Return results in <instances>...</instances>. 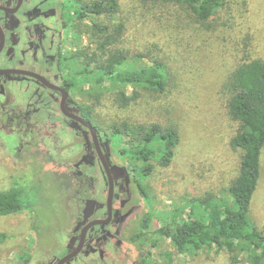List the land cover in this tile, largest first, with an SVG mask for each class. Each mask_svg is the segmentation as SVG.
Listing matches in <instances>:
<instances>
[{
    "label": "rangeland",
    "instance_id": "374dc122",
    "mask_svg": "<svg viewBox=\"0 0 264 264\" xmlns=\"http://www.w3.org/2000/svg\"><path fill=\"white\" fill-rule=\"evenodd\" d=\"M115 1L118 12L91 19L111 24L129 59L136 54H144V62L164 57L170 68L167 90L158 95L128 86L127 94L135 90L140 98L119 109L113 103L115 87L106 84L99 92L84 86L83 101L92 104L88 94H100L94 105L95 121L107 136L110 127L124 121L176 127L179 141L171 164L162 168L151 162L154 169L143 181L149 195L141 205L154 214L149 220L153 231L161 226L162 218L167 215L170 220L171 213H178L191 199L206 195L216 200L229 198L227 189L237 178L242 152L229 146L238 126L228 114L223 84L239 64L256 59L264 62V0H225L224 7L205 23L176 7L151 6L142 0ZM85 25L89 27L87 22ZM90 41L85 34L81 48L91 46ZM115 154L117 167L131 164L129 157L118 156L116 147ZM17 163V154L0 151V191L9 188ZM260 172L249 222L264 234V149ZM66 185L68 193L72 184ZM43 201L34 211L25 208L0 218V264H16L19 256L28 253L38 257L42 245L34 233L51 239L64 216L53 193L43 196ZM188 212L186 209L184 218ZM156 241L149 251L151 264H247L241 256L234 263L227 252L216 248L182 255L169 238L160 236ZM128 256L134 261L136 254Z\"/></svg>",
    "mask_w": 264,
    "mask_h": 264
},
{
    "label": "flooded vegetation",
    "instance_id": "af4514ba",
    "mask_svg": "<svg viewBox=\"0 0 264 264\" xmlns=\"http://www.w3.org/2000/svg\"><path fill=\"white\" fill-rule=\"evenodd\" d=\"M85 2L0 0V151L17 154L18 162L7 190L23 188L27 208L53 193L64 216L50 240L34 233L41 239L39 256H19L16 264H147L158 243L130 241L155 239L160 228L150 231L154 214L142 210L148 176L132 164L116 166L115 139L97 125L94 105L83 101L78 53L83 25L92 18ZM94 136L113 183L110 208Z\"/></svg>",
    "mask_w": 264,
    "mask_h": 264
},
{
    "label": "trees",
    "instance_id": "16d2710c",
    "mask_svg": "<svg viewBox=\"0 0 264 264\" xmlns=\"http://www.w3.org/2000/svg\"><path fill=\"white\" fill-rule=\"evenodd\" d=\"M142 1L151 6L179 8L200 23L208 22L225 5V0ZM83 8L92 18L118 12L115 0H92L83 3ZM84 34L89 35L93 48L88 46L78 53L82 62L77 76L79 82L88 89L97 88V91L102 92L106 84L115 87L117 92L113 103L119 109L128 108L140 98L135 90L128 95V86L158 95L166 92L170 68L164 57L144 62V54H136L129 59L125 49L119 46L120 35H115L111 24L91 19L89 27L84 26ZM223 90L228 95V114L238 126L229 146L233 151L242 152L237 178L227 189L229 198L216 200L206 195L191 199L178 213L172 212L170 220L167 215L161 219L155 239L147 240L143 235L132 236L130 241L143 246L154 240L155 245L158 236H162L169 238L182 255L216 248L227 252L234 263L241 256L247 264H264V234L249 222L252 198L260 180L261 154L264 149V62L256 59L239 64L227 77ZM99 95L88 94L94 101L92 105L99 102ZM109 133L115 139L117 154L129 157L142 177L151 174L154 169L151 162H156L162 168L168 167L179 141L176 127L159 124L124 121L110 127ZM25 193L23 188L17 186L0 191V217L14 215L27 208L23 203ZM28 209L34 211L33 206ZM186 209L189 212L184 218ZM3 239L4 235H1Z\"/></svg>",
    "mask_w": 264,
    "mask_h": 264
},
{
    "label": "water",
    "instance_id": "95a60500",
    "mask_svg": "<svg viewBox=\"0 0 264 264\" xmlns=\"http://www.w3.org/2000/svg\"><path fill=\"white\" fill-rule=\"evenodd\" d=\"M16 72H18V73H24V72H19V71H16ZM83 124L85 125V126H87V127H89L90 128V130H91V132L94 134V131H93V128L91 127V126H89L87 123H85V122H83ZM94 138H95V136H94ZM94 144H95V146H96V150H97V153L99 154V158H100V161H101V163H102V166L104 167V169H105V171L107 172V177H108V179H109V193H108V207L110 208V205H111V201H112V193H113V183H112V180H111V178H110V175H109V173H108V171H107V164H106V162H105V160H104V157L102 156V153H101V151L99 150V148H98V143H97V141H96V138L94 139ZM111 216V211H110V209H109V217Z\"/></svg>",
    "mask_w": 264,
    "mask_h": 264
}]
</instances>
